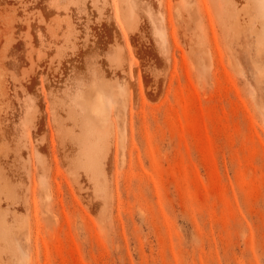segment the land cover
<instances>
[{"label":"rangeland","instance_id":"obj_1","mask_svg":"<svg viewBox=\"0 0 264 264\" xmlns=\"http://www.w3.org/2000/svg\"><path fill=\"white\" fill-rule=\"evenodd\" d=\"M262 11L0 0V264H264Z\"/></svg>","mask_w":264,"mask_h":264},{"label":"bare ground","instance_id":"obj_2","mask_svg":"<svg viewBox=\"0 0 264 264\" xmlns=\"http://www.w3.org/2000/svg\"><path fill=\"white\" fill-rule=\"evenodd\" d=\"M258 1H260V0H258ZM261 3H262V9H263V11H262V13H261V17L262 18H264V3H263V0H261ZM262 25H263V27H264V20L262 21ZM260 32H261V30H260ZM259 32V33H260ZM260 35L262 36V37H264V34L261 32L260 33Z\"/></svg>","mask_w":264,"mask_h":264}]
</instances>
